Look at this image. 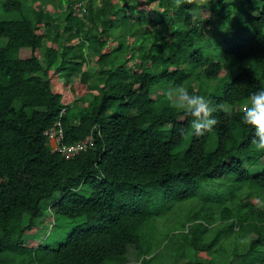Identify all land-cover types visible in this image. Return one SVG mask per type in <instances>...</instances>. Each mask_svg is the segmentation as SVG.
<instances>
[{"label":"trees","instance_id":"trees-1","mask_svg":"<svg viewBox=\"0 0 264 264\" xmlns=\"http://www.w3.org/2000/svg\"><path fill=\"white\" fill-rule=\"evenodd\" d=\"M0 10V264H264V152L241 119L264 87V0ZM73 78L66 103L54 84ZM177 85L211 100L210 131L171 105ZM51 199L53 225L26 244Z\"/></svg>","mask_w":264,"mask_h":264},{"label":"clouds","instance_id":"clouds-1","mask_svg":"<svg viewBox=\"0 0 264 264\" xmlns=\"http://www.w3.org/2000/svg\"><path fill=\"white\" fill-rule=\"evenodd\" d=\"M166 96L173 107L183 109L194 118L191 120L193 134L203 135L217 124V118L213 115L216 107L205 95L190 92L188 88L177 85L169 87ZM241 119L251 127L252 144L255 149L264 152V87L250 93L248 106L243 111Z\"/></svg>","mask_w":264,"mask_h":264},{"label":"rangeland","instance_id":"rangeland-1","mask_svg":"<svg viewBox=\"0 0 264 264\" xmlns=\"http://www.w3.org/2000/svg\"><path fill=\"white\" fill-rule=\"evenodd\" d=\"M158 4H156L157 6ZM192 12L200 17V18H204L208 15H210V11L207 10V9H204V8H195L192 10ZM3 14L2 10H0V16ZM57 15V14H55ZM44 27H43V31H44ZM165 32V31H164ZM208 41L210 42L211 39H210V36H208ZM5 41V39H3ZM3 40H0V46L4 44V41ZM115 46V44H112V48ZM23 55H29V49L28 48H25L22 52ZM87 66L90 67V68H96L97 65H96V62L94 61V59H92V62L89 64L87 63ZM226 74V71L225 69L223 70V72L221 73V76H225ZM79 80V79H78ZM77 78L76 80L71 79V80H68L66 82H62L61 83H56L54 84V88L57 90V91H61L63 92V100L66 102V103H70L72 101V98L73 96H75V93L74 91L72 90V85L74 82H78ZM76 82V83H77ZM63 84V86L61 85ZM80 84H78L79 86ZM196 85H198V82H196ZM62 88V89H61ZM84 90V89H82ZM162 89L161 88H158V87H154L153 89V93L152 95L155 97L157 93L161 92ZM83 93V91H80V93ZM53 136V137H52ZM51 136V140H50V144L52 146H58V141H57V136L55 135H52ZM263 159V162H264V157H262ZM52 202H53V199L51 200H48V201H44V211H43V214L42 216L37 220L39 222H42L41 225L38 224V226L34 227L33 229L29 230V234H27L26 236V244L28 245H33V246H36L37 244H39L40 241H42L45 237V235L47 234L48 232V227H51L54 222V214L52 212V208H51V205H52ZM51 225V226H50ZM70 230V227H66L64 229V231H68ZM250 236L254 237L256 236V234L252 233ZM130 261L132 263L129 262V264H137L138 263V260L136 259L135 257V253L134 252H131L130 253Z\"/></svg>","mask_w":264,"mask_h":264},{"label":"built area","instance_id":"built-area-1","mask_svg":"<svg viewBox=\"0 0 264 264\" xmlns=\"http://www.w3.org/2000/svg\"><path fill=\"white\" fill-rule=\"evenodd\" d=\"M53 137V136H52ZM57 139V138H56ZM53 147H57V146H53ZM86 147V142L85 141H81L78 142L77 144L73 145V146H67V145H63L62 149L63 150H67L69 151L71 154H73L75 151Z\"/></svg>","mask_w":264,"mask_h":264}]
</instances>
